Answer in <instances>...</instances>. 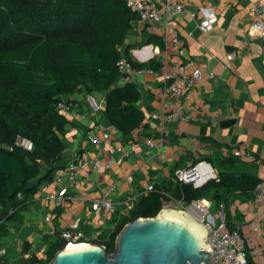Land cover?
I'll return each mask as SVG.
<instances>
[{"label": "crops", "instance_id": "crops-1", "mask_svg": "<svg viewBox=\"0 0 264 264\" xmlns=\"http://www.w3.org/2000/svg\"><path fill=\"white\" fill-rule=\"evenodd\" d=\"M180 2L184 12L172 21L180 41L178 56L166 50L158 36L161 45H143L142 39L148 34L137 18L121 51L129 49L132 58L134 51L146 47L142 49L144 60L139 64L152 59L159 64L165 51L170 64L193 61L200 68L202 78L187 96L190 119L173 122L165 128L160 150L157 146H147V139L157 140L160 136L149 114L159 112L168 98L163 96L159 79L146 74L135 76L132 84L140 92L137 107L143 111L147 127L134 131L132 139L123 138L116 130L112 132L113 147L121 148L126 154L120 165L112 164L109 169L89 172L88 176L81 173L76 186L63 182L67 194L58 206L48 196L59 185H44L10 223L8 237L0 241L7 247L0 249L5 251L0 256L1 264H18L32 256L43 259L49 247L61 244L59 233L70 229L76 220H79L77 230L87 238L100 230V237L105 239L111 233L110 226L115 224L117 213L123 211L126 215L146 187L168 185L176 180V171L198 163L205 164L215 176L219 171H229L264 179V55L259 38L249 30V4L246 0ZM206 10L214 11L217 21L205 34L200 31L199 22ZM149 56L152 57L147 59ZM62 100L67 111L61 116L69 124L62 161L66 164L81 154L92 158L102 143L91 144L87 135L101 138L109 127L101 122L103 94H76ZM225 121L229 124H224ZM119 154L114 153V160ZM98 155L100 160H107L103 153ZM225 161L229 162L224 164ZM111 185H115L114 191L109 190ZM102 198L113 204L112 214L103 210L99 215L92 212L91 205ZM221 213L227 220L226 229L236 228L241 233L249 264H264V203L255 191L227 198L215 208L213 215ZM46 217L49 221L44 220ZM7 249L16 253L10 260L5 259Z\"/></svg>", "mask_w": 264, "mask_h": 264}, {"label": "trees", "instance_id": "trees-1", "mask_svg": "<svg viewBox=\"0 0 264 264\" xmlns=\"http://www.w3.org/2000/svg\"><path fill=\"white\" fill-rule=\"evenodd\" d=\"M135 20L126 0H0V241L8 237L17 214L67 164L62 156L69 124L57 111L62 97L103 94L101 122L125 139L147 127L137 107V87L112 88L120 59L138 69L159 66L154 59L131 62L129 49L121 51ZM141 43L160 44L151 35ZM18 140L28 141L31 149ZM260 182L245 173L219 171L198 188L177 180L155 185L132 204L107 239L96 243L112 254L123 226L155 217L165 197L184 204L209 199L216 208L229 197L253 193ZM64 244L49 247L43 259L32 256L18 264H47Z\"/></svg>", "mask_w": 264, "mask_h": 264}, {"label": "built area", "instance_id": "built-area-1", "mask_svg": "<svg viewBox=\"0 0 264 264\" xmlns=\"http://www.w3.org/2000/svg\"><path fill=\"white\" fill-rule=\"evenodd\" d=\"M249 4L251 15V23L249 30L254 33L260 41L261 52L264 55V0H246ZM126 5L129 10L136 15L137 20L144 27L148 35L158 36L162 40L166 50H171L174 56L180 53V41L178 31L172 23L173 19L184 12V6L180 0H126ZM193 16L194 14L191 13ZM217 17L214 11L206 10L202 20L199 22V29L202 33H208L216 24ZM134 51L131 62L141 63L144 58L142 49ZM158 54V53H157ZM163 59L159 63L157 70L151 68L138 69L132 66L126 59H120L117 63L118 76L112 85L122 86L133 83V78L137 75L146 74L159 79L162 83L163 96L168 98V102L162 105L159 112L149 114V120L157 126L159 137L157 140L147 139L146 144L150 148L157 146L161 149L164 143L165 128L173 122H187L190 115L186 110V100L189 91L201 80L202 74L200 68L191 60L185 62H175L170 64L169 54L165 51ZM149 56L147 59L151 58ZM232 55L229 56V60ZM212 75H210L211 77ZM104 105V100L100 101ZM95 108H97L95 106ZM57 111L60 115L66 113V105L60 102L57 105ZM115 129L112 126L107 127L102 137H96L88 134L87 140L98 145L102 143V147H98V153H103L107 156V160H100L98 153L92 158L86 154H81L76 159L71 160L64 168L56 171L52 183L59 185L56 192L49 194V199L56 206L61 204V199L66 197L67 188L61 184L68 182L73 186L78 185L80 174L85 173L88 176L89 172L100 173L102 169H109L112 164L120 165L125 153L119 147H113L112 132ZM18 145L30 150L31 144L26 140H18ZM117 155V159L114 153ZM175 179L182 184H190L194 188H198L205 184L210 179H215L216 176L210 168L203 163L184 168L174 173ZM130 180V179H129ZM110 191L115 190V185L109 187ZM152 191V187H146L142 195ZM258 199L264 203V179L261 180L255 190ZM134 200V198L132 199ZM161 209L174 208L182 211H187L192 214L198 221L207 228V251L210 258H213L211 264H249L246 252L244 250V239L238 229H226L224 214L213 215L210 213L212 204L207 199L192 201L189 204H184L181 200H176L171 197H165L161 200ZM91 210L95 215H99L100 210L112 214L114 207L111 202L105 198L96 200L91 205ZM125 216V212H118L117 219L114 225L110 226L111 233L116 229L120 220ZM44 220L49 221V217ZM79 220L74 221L70 229L63 230L59 233L60 239L65 242L64 247L77 246L86 243H96L103 238L100 237L101 231L97 230L91 234V238H87L82 232L78 231ZM110 233V234H111ZM110 234L107 235V239ZM98 244V243H97ZM4 250H0V256L4 254Z\"/></svg>", "mask_w": 264, "mask_h": 264}, {"label": "water", "instance_id": "water-1", "mask_svg": "<svg viewBox=\"0 0 264 264\" xmlns=\"http://www.w3.org/2000/svg\"><path fill=\"white\" fill-rule=\"evenodd\" d=\"M207 232L187 211L163 208L153 218L125 224L112 254L100 244L86 243L63 247L47 264H211Z\"/></svg>", "mask_w": 264, "mask_h": 264}, {"label": "rangeland", "instance_id": "rangeland-1", "mask_svg": "<svg viewBox=\"0 0 264 264\" xmlns=\"http://www.w3.org/2000/svg\"><path fill=\"white\" fill-rule=\"evenodd\" d=\"M86 99V98H85ZM214 211H215V207H213L211 210H210V213L211 214H214ZM205 225H206V222H205ZM2 247H6V243H1L0 244V249H2ZM7 248V247H6ZM16 253L14 252L13 249L9 250L7 249V253H6V256H5V259L7 260H10L13 256H15ZM1 264V263H0Z\"/></svg>", "mask_w": 264, "mask_h": 264}, {"label": "bare ground", "instance_id": "bare-ground-1", "mask_svg": "<svg viewBox=\"0 0 264 264\" xmlns=\"http://www.w3.org/2000/svg\"><path fill=\"white\" fill-rule=\"evenodd\" d=\"M83 244H80V245H77V246H69V247H79V246H82Z\"/></svg>", "mask_w": 264, "mask_h": 264}]
</instances>
